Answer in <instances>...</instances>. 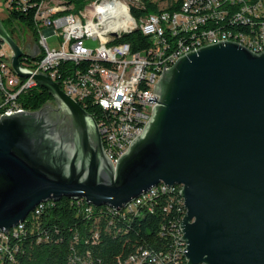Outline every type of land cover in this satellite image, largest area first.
Wrapping results in <instances>:
<instances>
[{
    "label": "water",
    "instance_id": "water-1",
    "mask_svg": "<svg viewBox=\"0 0 264 264\" xmlns=\"http://www.w3.org/2000/svg\"><path fill=\"white\" fill-rule=\"evenodd\" d=\"M128 34V32L124 33ZM119 37V33L113 34ZM17 76L32 74L0 20ZM142 132L115 165L95 119L46 74L53 103L0 116V231L45 201L126 207L159 185L180 186L186 264H264V50L230 40L191 50L165 69Z\"/></svg>",
    "mask_w": 264,
    "mask_h": 264
},
{
    "label": "built area",
    "instance_id": "built-area-1",
    "mask_svg": "<svg viewBox=\"0 0 264 264\" xmlns=\"http://www.w3.org/2000/svg\"><path fill=\"white\" fill-rule=\"evenodd\" d=\"M65 1L41 0L37 5L35 44L39 52L30 59L32 64L21 63L31 72L29 78L13 73L10 57H5L0 41V114L22 110L18 97L24 91V83L35 81V74H46L68 97L82 104L88 101L104 111L97 122L103 131L105 154L113 165L149 120L156 103L145 98L157 96L153 93L156 76L164 64L167 69L176 47L215 40L226 31H233L240 41L242 34H251V41L243 42L252 43L257 49L264 42V0H181L177 11L146 15L139 27H132L130 10L143 0H90L75 13L62 12L67 9ZM136 30L150 39V47L133 51L129 43L117 42L124 33ZM49 32L58 39L56 49L48 47ZM114 33H119V37ZM87 38L97 39L99 47L88 48L84 43ZM64 63L78 65L79 69L61 66ZM100 65H108V72H100ZM144 84H151L150 95H142ZM14 229L1 231L0 252L7 250ZM178 233L180 238V228ZM179 238L181 255L183 242ZM151 263L160 264L156 259Z\"/></svg>",
    "mask_w": 264,
    "mask_h": 264
},
{
    "label": "trees",
    "instance_id": "trees-1",
    "mask_svg": "<svg viewBox=\"0 0 264 264\" xmlns=\"http://www.w3.org/2000/svg\"><path fill=\"white\" fill-rule=\"evenodd\" d=\"M40 1H7V22L28 28L34 43L38 39L35 15ZM89 1L66 0L67 9L62 12H78L83 7L77 9V5ZM180 2L143 0L130 11L139 21L152 13L177 11ZM117 42L129 43L133 51L151 45L139 30L122 35ZM20 61L32 64L27 58ZM65 64L79 69L69 63L61 66ZM18 102L27 111H36L53 100L39 87L22 93ZM79 104L96 122L103 117L104 111L98 106L88 101ZM179 191L177 185L169 189L159 185L153 194L140 198L139 203L134 201L116 210L95 207L83 199L42 202L21 223L22 232L10 237L7 250L0 252V264H152V259L160 264H186L177 243L179 224L185 214Z\"/></svg>",
    "mask_w": 264,
    "mask_h": 264
},
{
    "label": "bare ground",
    "instance_id": "bare-ground-1",
    "mask_svg": "<svg viewBox=\"0 0 264 264\" xmlns=\"http://www.w3.org/2000/svg\"><path fill=\"white\" fill-rule=\"evenodd\" d=\"M141 23H142V18H140L139 21H136L132 17V27H139ZM221 40H230V41H233V42H237V43L247 47L248 49L252 50L253 52H257V53H259V52L264 50V42L262 43V46L258 47V49L256 48V46H253L252 43L243 42V41H251V34H242V41H240V40L235 39V36H233V31H226V33H221V35H217L215 37V40L204 39V41L194 42V44H182L181 47H176L175 51L173 52V56H171V60L169 61L167 69H169L175 63V61L178 59V57L182 56L186 52L194 50V49H197L199 47H202V46H205V45H208V44H212V43L221 41ZM100 72H108V65H100ZM161 73L162 72H160L159 75L156 76L155 84L157 83L158 79L160 78ZM35 88H37V89L39 88V86H38L36 81L24 83V91H21V94L26 92V91H28V90H32V89H35ZM150 94H151V84H144L143 88H142V95H150ZM71 99L74 100L75 102H77L76 98H71ZM77 103H79V102H77ZM22 110L23 111H27L23 107H22ZM1 115L2 114H0V116ZM6 115H8V114H6ZM97 127H98V130H99L100 136H101L103 150H104V152H106V145H105L104 140H103V131H102V129H100V123H99V125L97 123ZM163 188L164 189H169L167 187H163ZM145 194H149V192H147ZM143 196L144 195H142V196L136 198L135 200H133L132 201L133 204H134V201L135 202H139L140 198H142ZM132 202L129 203L128 205L132 204ZM35 208H37V207H35ZM21 232H22V225L19 224L18 226H16V229H14L12 231L11 237L12 236H18V234L21 233ZM0 235H1V231H0ZM184 246L185 245L183 243L181 245V255L182 256H183ZM130 260H132V258ZM128 261H129V259H128ZM131 263H132V261H131Z\"/></svg>",
    "mask_w": 264,
    "mask_h": 264
},
{
    "label": "rangeland",
    "instance_id": "rangeland-1",
    "mask_svg": "<svg viewBox=\"0 0 264 264\" xmlns=\"http://www.w3.org/2000/svg\"><path fill=\"white\" fill-rule=\"evenodd\" d=\"M7 1L8 0H0V20L6 29V31L11 35V37L15 40V42L26 51H32V45L34 44L33 36L30 30L24 26L10 24L7 22ZM87 3L77 5V9L81 7H85ZM85 45L90 49H97L100 45L97 39L87 38L84 40ZM47 44L50 49H56L59 46L58 39L56 36L52 35L49 32L47 35ZM2 51L4 52L5 57L9 58L11 56V50L7 44H2Z\"/></svg>",
    "mask_w": 264,
    "mask_h": 264
},
{
    "label": "flooded vegetation",
    "instance_id": "flooded-vegetation-1",
    "mask_svg": "<svg viewBox=\"0 0 264 264\" xmlns=\"http://www.w3.org/2000/svg\"><path fill=\"white\" fill-rule=\"evenodd\" d=\"M34 45H35V43H34ZM32 48H34V46Z\"/></svg>",
    "mask_w": 264,
    "mask_h": 264
}]
</instances>
